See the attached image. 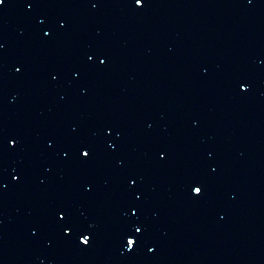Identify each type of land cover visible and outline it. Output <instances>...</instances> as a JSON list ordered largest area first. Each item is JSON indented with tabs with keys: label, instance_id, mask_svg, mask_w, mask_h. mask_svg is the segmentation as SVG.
Here are the masks:
<instances>
[{
	"label": "water",
	"instance_id": "water-1",
	"mask_svg": "<svg viewBox=\"0 0 264 264\" xmlns=\"http://www.w3.org/2000/svg\"><path fill=\"white\" fill-rule=\"evenodd\" d=\"M0 45V264H264V0H7Z\"/></svg>",
	"mask_w": 264,
	"mask_h": 264
},
{
	"label": "snow or ice",
	"instance_id": "snow-or-ice-1",
	"mask_svg": "<svg viewBox=\"0 0 264 264\" xmlns=\"http://www.w3.org/2000/svg\"><path fill=\"white\" fill-rule=\"evenodd\" d=\"M6 2L7 0H0V7H3L6 4ZM23 2L26 3L27 8L31 10L34 7H36L38 0H23ZM132 2L134 3V5L141 8L147 4V0H132ZM92 6L97 7L98 3H93ZM39 23L44 24L45 21L43 19H40ZM59 24L61 27H67V21L65 20H60ZM43 32L46 37H50L53 34L50 29H44ZM0 47H2V45H0ZM97 56L99 57L100 65H104L108 62V58L103 52L90 53L88 54L87 58L89 61H93L94 59L97 58ZM16 71L17 72L22 71V66L17 67ZM54 78L58 79L59 77L55 76ZM239 87L245 92H247L250 88L247 81L240 82ZM106 131L108 135H111L114 130L113 128L109 127ZM19 143H20L19 137L8 136L3 131H0V153L3 152L5 144H7L8 147L14 149L19 146ZM50 143H54V142L50 141ZM112 147L115 148L116 145L113 144ZM79 151L83 159H90L92 157L93 147L89 143H84L81 145ZM68 155H69L68 152H64L65 157H67ZM159 155L161 158H166L167 153L162 149L160 150ZM13 179L19 182L22 179V176L19 174H14ZM129 179L131 182V186L135 187L138 181L136 179H132L131 177ZM87 187L88 190H91L90 184ZM190 190L194 197L200 198L204 196L206 191V186L200 180L193 178V181L190 185ZM141 198H142V194L136 193V199H141ZM131 213L133 216H137L139 214V208L136 206H132ZM57 218L61 222L59 227L62 233L68 236H71L73 233H77L79 243H81L84 246H89V247L91 246V243L94 239V233L92 232V229L89 227L88 224L71 219L68 210L65 208L57 209ZM131 228L133 230L126 233L125 248L129 252H134L136 250V247L141 244V238L144 236L146 228L143 224H139V223H132ZM149 251L155 252L156 249L149 247Z\"/></svg>",
	"mask_w": 264,
	"mask_h": 264
}]
</instances>
